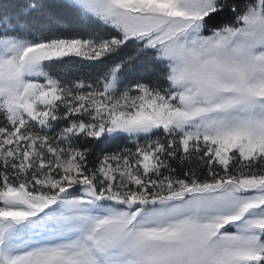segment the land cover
I'll list each match as a JSON object with an SVG mask.
<instances>
[{
    "label": "snow or ice",
    "instance_id": "obj_1",
    "mask_svg": "<svg viewBox=\"0 0 264 264\" xmlns=\"http://www.w3.org/2000/svg\"><path fill=\"white\" fill-rule=\"evenodd\" d=\"M0 264H264V0L0 3Z\"/></svg>",
    "mask_w": 264,
    "mask_h": 264
},
{
    "label": "trees",
    "instance_id": "obj_2",
    "mask_svg": "<svg viewBox=\"0 0 264 264\" xmlns=\"http://www.w3.org/2000/svg\"><path fill=\"white\" fill-rule=\"evenodd\" d=\"M19 2H21V0H0V3H2V4H5V5L11 4L13 6H15V4H17ZM52 2H55V0H52ZM52 11H53V13H55L58 10L53 9ZM65 23L71 24L73 27H77V25L73 21H71L70 18L66 19ZM139 71H143V69H139Z\"/></svg>",
    "mask_w": 264,
    "mask_h": 264
}]
</instances>
